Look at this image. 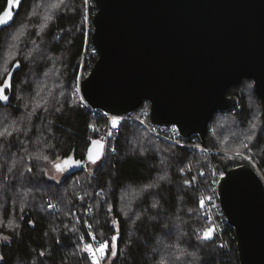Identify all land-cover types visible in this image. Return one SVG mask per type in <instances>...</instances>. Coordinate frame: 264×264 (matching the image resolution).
Wrapping results in <instances>:
<instances>
[{"label":"trees","instance_id":"16d2710c","mask_svg":"<svg viewBox=\"0 0 264 264\" xmlns=\"http://www.w3.org/2000/svg\"><path fill=\"white\" fill-rule=\"evenodd\" d=\"M40 2L43 1L21 0L13 10V21ZM70 2L75 15L58 17L47 33L49 53L64 54L62 79L68 83L67 88L71 84L69 80L76 79L79 64L82 62L85 66L82 77L85 78L97 58L92 53L95 49L90 42L91 35H87L86 41L84 29L78 28V11L86 7L85 0ZM7 8L8 0H0V15ZM89 11L92 13L90 7ZM11 25L0 31V55L6 48V41L2 43L1 37ZM84 53L88 57L86 61ZM17 61L20 67L12 68ZM35 61L16 59L7 67L13 73L11 86L5 92L8 100L0 101V113L5 117L2 122L9 117L4 126L18 128L0 139V235L7 238V242L0 243V264H91L88 254L80 249L86 243L110 241L114 234L118 237L117 254L113 256L109 248L102 264H159L167 246L175 247L171 264H238L233 230L225 222L220 232H213L211 240L199 241L209 226L200 201L209 193L207 186L219 179L214 175L215 181L209 184L210 178L206 177L210 165L204 156L210 160L214 157L168 145L137 123L125 120L119 126L117 137L112 139V152H106L94 174L86 176L84 169L89 163V148L94 147L92 141H101L105 152L104 137L94 132L102 129L105 133L109 121L79 105L71 94L67 95L68 102L65 100L60 107L49 108L43 103L45 109L34 112L31 106H26L31 97L25 101L28 93L20 99L29 90L22 81L26 73L40 71L41 64ZM1 73L0 70V82L6 75ZM252 83L243 80L239 87L228 91L229 96L238 99L239 105L234 112L213 115L205 138L206 147L221 146L209 131L219 115L227 116L222 131L230 143L238 140L242 129L259 115L264 130L263 105L252 87L250 91L248 86ZM147 105L144 103L141 107L147 108ZM53 108L59 110L55 112ZM197 141L201 144L198 138ZM257 141L262 149L261 134ZM37 144L50 150H41ZM159 146L165 150L156 153L154 150ZM37 154L48 156L52 162L58 157L64 162V158L71 156L81 164L69 171L61 183H55L47 180L42 171L46 162L32 158ZM234 158L231 163L221 164V161L218 166H223L222 170L240 165L251 167L241 158ZM217 161L220 160H211L212 165ZM252 163L257 171L259 168L264 171V154L260 153L259 162ZM181 167L186 168L187 175L180 173ZM151 184L156 187L149 188ZM62 201L66 203L68 215ZM49 204L54 205L50 210ZM188 208H194L195 212ZM197 216L200 221L196 223ZM114 220L118 221L117 225H113ZM171 226L176 227L174 232L166 230ZM89 232L96 236V241H92ZM190 253L191 256L187 255Z\"/></svg>","mask_w":264,"mask_h":264},{"label":"water","instance_id":"95a60500","mask_svg":"<svg viewBox=\"0 0 264 264\" xmlns=\"http://www.w3.org/2000/svg\"><path fill=\"white\" fill-rule=\"evenodd\" d=\"M91 10L97 58L79 83L90 109L119 117L148 103L153 125L202 145L213 115L238 107L228 91L243 80L264 109V0H91ZM217 197L238 264H264L263 180L225 169Z\"/></svg>","mask_w":264,"mask_h":264},{"label":"rangeland","instance_id":"374dc122","mask_svg":"<svg viewBox=\"0 0 264 264\" xmlns=\"http://www.w3.org/2000/svg\"><path fill=\"white\" fill-rule=\"evenodd\" d=\"M41 1L43 2L36 4L27 14L23 16H19L18 18H15V21H13L12 23L13 26L11 25V27L3 33L1 37L2 43L6 41L5 42L6 48H4L1 51V55H0V70L2 71L1 75L5 73L4 69L7 67L9 68V65L16 59L18 60L24 59L30 62H33V60H36L35 63L38 61V63L41 64L40 71L33 72V73L28 72V74L26 73L23 76V81H22L23 85L25 86V89H29V90L25 91L22 94L21 98L20 96L19 98L22 100L24 96L29 93L28 95H26L25 101H28L30 97H31V101H30V104L26 106H31L34 112L45 109V107L43 106V103H45V105H48L49 108L51 105L53 107L54 106L60 107V104L64 103L65 100L68 102L67 95H70V94L72 95V97L75 98L76 102L79 105L81 104L85 105L79 93V83L84 79L82 77L85 75L84 73L86 72L85 66L82 65V62H81V65L79 64L76 79H74L75 77H72V79L69 80L71 84H69V88H67L66 86L68 85V83L62 79L65 77V75L62 73V71L64 70V66L62 65L64 62V54H62L61 56H55L51 52L49 53V44H48V37H47L49 27L58 17L64 16V15H75L71 7V2H70L71 0H64L63 4H60V0H41ZM58 4H59V7H55V5H58ZM15 8L16 7H14L13 10ZM80 11H78V20L80 17V23H79L80 26L78 24L77 25H78V28H81L82 30L84 29L86 31L88 30V27L90 25L89 21L92 19L93 11L91 10L92 11L91 13L89 11V8L86 9L85 6L81 7ZM49 16L51 17L50 20L47 19V17ZM85 38H86V34H85ZM87 43L85 44V47L88 45ZM3 46L5 47L4 44ZM86 55H87L86 53H84L83 55L84 61H86V58H88L86 57ZM248 87L249 89L252 87V90L254 91L253 83L252 85H249ZM245 89L246 88L243 87V91ZM247 92L248 90H245V93ZM53 110L56 112L59 109L53 108ZM226 114L222 116L219 115L215 119V121L213 122L209 130L210 135H212L216 141L217 140L219 141L221 145L220 147L217 144L216 145L213 144L214 145L213 147L215 148L211 149V148L206 147L205 145H202L194 141L195 144H200L199 146L203 148L202 149L203 152L201 153L202 155H211L212 157L220 160V161L215 162L217 164V166H215L216 164L212 165L213 163L211 162V160H213L214 158L213 159L211 158L210 160V158L208 157L206 158L204 156V160L207 163H209V165L212 168L211 170L209 166L210 173L207 174L206 179L210 178L209 184L212 181H215L213 176L218 175L220 177L222 173V172L220 173V169L222 170L223 166L219 167L218 164H220L221 161H222L221 164L231 163L233 160H236L234 157H237L238 159L241 158L240 160H244L248 164H250L251 168H253L256 171V173L259 175V177L264 182V171L261 170L259 167H258L259 170L257 171V169L254 168L255 166L254 163H252L253 160L256 163L259 162L260 153L264 154V147L260 149L258 147V141H257V137L259 134H261V137L264 138V130L261 125L260 115L252 123H250L245 129H242L243 132L239 136L238 140H234L233 142L230 143V140L227 138V136L222 131L223 122L226 121L227 119ZM2 116L3 115L0 113V118H1L0 139L8 135L11 132L18 130L17 127H13V126L5 127L4 125L6 121L9 120V117L4 122H2V118H5ZM98 116H101V115L98 114ZM30 118H32V116H30ZM103 131L104 130L102 129H96L94 133L101 135V137L102 136L104 137V140L106 143L105 149H104L105 150L104 157H105L106 152H112L111 150L112 139L117 137L119 132L111 133V135L108 136V137L110 136L111 137L106 138L107 135H105ZM118 131H119V127H118ZM37 145H38V148H41V150H45V151L50 150V147L44 148L42 144H37ZM168 145H171V144H168ZM244 145H247V147H244ZM161 147L162 146L157 147V149H155L154 151H156V153L158 152L160 153L161 151H164L165 149H162ZM207 150H211L214 153L213 154L207 153ZM166 153H170V152H166ZM237 153H240V154L237 155ZM247 156L249 157L252 156L253 160L251 159L252 160L251 161ZM45 157H47V159H45ZM32 158L46 162L45 168L44 169L42 168V171L45 173L47 180L51 182L61 183V181L66 176V174L69 171L75 169V166H73L69 168L66 172L61 174V172L58 171L55 167V165L57 164L63 167V161H61L60 157H58V159L56 158L54 162L49 160L48 156L42 155V154L34 155L32 156ZM85 166H86L84 169L85 175L91 176L94 174L93 170L96 168L97 164L93 165L91 163H88ZM185 169L186 168L184 167L180 168L179 171L182 175H187L186 174L187 172L184 171ZM70 183H73V182H70ZM213 183H216V181L212 182L209 186H207L208 192L210 191ZM61 203H62V207L65 209L66 215H68L69 211L67 208L64 207L66 206L65 201H62ZM188 209H190L192 212H195L194 208L192 209L188 208ZM214 218L216 219V216ZM198 221L200 220H199V217L197 216L196 223ZM175 228H176L175 226H171V228L166 229V230H170L174 232ZM199 235H201V233ZM199 241H202V240H199ZM3 242L4 243L7 242V239H5V236L0 235V243H3ZM178 244L179 243L176 242L175 245L178 246ZM174 249H175L174 246L173 247L167 246L166 250L164 249L165 251L160 257L159 264H171L172 254L175 251ZM156 252H157V249L155 250L154 253L156 254ZM187 255L191 256L192 253L187 254ZM194 255H195V252H193L192 256L194 257ZM173 262L177 263V260Z\"/></svg>","mask_w":264,"mask_h":264},{"label":"snow or ice","instance_id":"6c2138e0","mask_svg":"<svg viewBox=\"0 0 264 264\" xmlns=\"http://www.w3.org/2000/svg\"><path fill=\"white\" fill-rule=\"evenodd\" d=\"M64 0H60V4H63ZM21 3V0H8V9L6 11L3 12L2 15H0V31L5 30L6 27L10 26L11 23L14 20V16H13V8L14 7H19ZM85 3H87V0H85ZM55 7H59L58 5H55ZM47 19H51V17H47ZM12 68H19L20 64L17 61L16 63L11 65ZM4 72L6 73L5 78L3 79L2 82H0V101H7L8 100V96L5 94L6 90L11 86V79L13 76L12 71H9L8 68L4 69ZM121 121L117 120V119H113L111 121V126L113 129H116L120 126ZM91 127V125H90ZM95 130V129H94ZM109 135H111V133H109ZM92 145L94 147H90L89 151H88V161L89 163L95 165L97 164L98 161H100L104 155L103 152V144L101 141L99 140H93L92 141ZM244 147H247V145H244ZM113 151H115L113 149ZM94 153V154H93ZM240 153H237V155H239ZM45 159H47V157H45ZM81 161L78 160H73L71 156H68L66 158H64V162H63V167L59 164L55 165L56 169L58 171L61 172V174H63L64 172H66L69 168L73 167V166H80ZM28 171H31V169H28ZM156 187L155 184H151L149 185V188H154ZM203 200L200 201V205L201 207H203ZM49 207L52 208L54 207V205L49 204ZM153 207H156L155 204H153ZM29 223H31V221H29ZM118 221H113V225H117ZM88 227H91L90 225H86ZM213 232L214 229L212 228H207L203 231L202 235L200 236L201 240H211L212 236H213ZM88 235L91 237L92 241H96L97 238L96 236L92 233L89 232ZM117 235L114 234L111 237L110 241H100L98 243H86L84 244V246L80 249L83 252H86L91 260V264H101V262L106 259V251L109 250V248L111 249V254L113 256H115L117 254V245H116V241H117ZM5 239H7L5 237ZM41 255H43V253H41ZM2 259V258H0Z\"/></svg>","mask_w":264,"mask_h":264},{"label":"built area","instance_id":"2783aa9c","mask_svg":"<svg viewBox=\"0 0 264 264\" xmlns=\"http://www.w3.org/2000/svg\"><path fill=\"white\" fill-rule=\"evenodd\" d=\"M90 5H91V0H87L86 9L89 8ZM90 21H89L90 25L88 27V30H86V31L84 30V32H86L85 33L86 34V41H87V35L92 34V24ZM92 53H93V55L97 56L96 50H93ZM84 106L87 109H89L90 111H92L93 113L100 114L102 117H106L108 119V121H109L108 127L105 131V135H107L106 137L109 136V133H116L118 131V128L113 129L111 126V121L114 118L117 120H120L121 123L124 122L125 120H128V121H132V122L137 123L142 128H144L146 131H148L153 137H155L157 140H159L161 142L171 144L174 146L188 148V150L193 152V153L201 154L203 152L202 151L203 148L199 146L200 144H195V142H198L197 138L190 139V140H192L191 142H189L187 140H182L180 138V135H179L177 129L174 126L160 127V126L153 125L149 120V104L147 105V108L140 107L138 110L134 111V112H137L136 114H134V112H132V113H129L125 116H119V117L108 116L107 114H105L102 111L90 109L86 105H84ZM207 153L213 154L214 152L211 150H207ZM216 191H217V182L212 184L209 193L205 194V196L203 197L204 206L202 209H203V217L205 219H207L209 222V226H207L205 229L212 228V229H214V231L220 232L221 231V224L223 222L226 223V220H225V217H224L222 210L220 208V204L218 201ZM46 201H48V200H46ZM48 209L50 210L52 208H50L48 205ZM215 216H216V219L214 218Z\"/></svg>","mask_w":264,"mask_h":264},{"label":"clouds","instance_id":"9594fccd","mask_svg":"<svg viewBox=\"0 0 264 264\" xmlns=\"http://www.w3.org/2000/svg\"><path fill=\"white\" fill-rule=\"evenodd\" d=\"M90 8H91V5H90ZM93 30V29H92Z\"/></svg>","mask_w":264,"mask_h":264}]
</instances>
